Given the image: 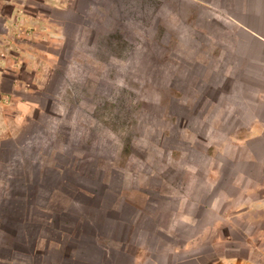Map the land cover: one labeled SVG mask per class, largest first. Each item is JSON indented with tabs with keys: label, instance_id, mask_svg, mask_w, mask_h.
I'll list each match as a JSON object with an SVG mask.
<instances>
[{
	"label": "crops",
	"instance_id": "obj_1",
	"mask_svg": "<svg viewBox=\"0 0 264 264\" xmlns=\"http://www.w3.org/2000/svg\"><path fill=\"white\" fill-rule=\"evenodd\" d=\"M33 1L0 0V264H264V0ZM84 13L136 15L120 28L173 66L147 150L75 144L70 64L12 33L100 61Z\"/></svg>",
	"mask_w": 264,
	"mask_h": 264
},
{
	"label": "rangeland",
	"instance_id": "obj_2",
	"mask_svg": "<svg viewBox=\"0 0 264 264\" xmlns=\"http://www.w3.org/2000/svg\"><path fill=\"white\" fill-rule=\"evenodd\" d=\"M89 1L92 0H78V4L83 9ZM27 2L33 5L35 10H47L43 4L33 0H27ZM95 16L96 14L93 13H84L79 16V20L81 24L88 27L82 33L84 38L90 39L92 35L97 37L98 44L88 48L100 61H84L79 57L80 63L75 65L68 63L71 42L62 48L53 44L48 45L49 39L47 40L38 28L30 34L23 28L16 29L12 33H15V38L21 42L34 40L35 47L38 49L48 48L52 52H60L61 58L57 70L64 71L70 64L68 85L74 89L77 88L81 95L66 94L67 108L63 111L64 122L61 128L69 135L75 134L76 137L72 136L75 144H78V141L81 145L89 143L92 151L100 149L101 146L102 152L106 154L110 153L107 151L120 145H123V151H127V154L132 151L147 150L152 144L151 138L159 136L157 132L152 137L150 135L151 125L157 122L160 115V110L153 108L154 104L158 100H168L169 91L162 90V86L169 88L170 79L162 75L165 74V69L171 71L173 66L168 61L148 63L146 53L152 48L146 51V46H139V38L134 31L120 28V17L136 20V15L109 13L102 21L95 19ZM124 31L128 34L126 35ZM142 34L145 33L142 32ZM175 51L182 56L181 49H175ZM156 53L160 54V50L158 49ZM110 55H116L117 61L108 62ZM118 57L124 58L123 61H120ZM155 65H158V68ZM187 80L182 76L175 77V81L181 87L196 82L193 80L192 83H187ZM55 85V81L52 82V86ZM69 92H71L70 88ZM203 102L207 104L208 101L205 98ZM48 105L49 108H53L50 102ZM74 117L78 119L75 126L71 123ZM91 117L95 119V122L90 121L92 123L89 126L87 124ZM88 136L93 137L92 141L88 139ZM123 159L124 156H122Z\"/></svg>",
	"mask_w": 264,
	"mask_h": 264
},
{
	"label": "trees",
	"instance_id": "obj_3",
	"mask_svg": "<svg viewBox=\"0 0 264 264\" xmlns=\"http://www.w3.org/2000/svg\"><path fill=\"white\" fill-rule=\"evenodd\" d=\"M124 32L126 33V35L128 34L127 31H124ZM124 35H125V34H124ZM156 63H161V62H156ZM156 63H155V64H156ZM155 67L158 68V65H155ZM165 70H167V69H165ZM163 74H164V72H163ZM162 76L164 77V75H162ZM163 79H164V78H163ZM169 79L171 80V78H169ZM171 82H172V81H171ZM170 86L173 88L174 85H172V83H171Z\"/></svg>",
	"mask_w": 264,
	"mask_h": 264
}]
</instances>
